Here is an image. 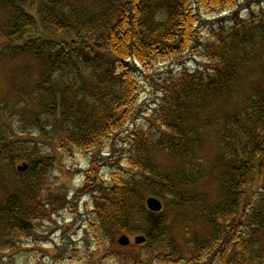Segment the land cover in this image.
Returning <instances> with one entry per match:
<instances>
[{
  "label": "trees",
  "instance_id": "obj_1",
  "mask_svg": "<svg viewBox=\"0 0 264 264\" xmlns=\"http://www.w3.org/2000/svg\"><path fill=\"white\" fill-rule=\"evenodd\" d=\"M228 11L204 41V14ZM0 20V63L31 58L38 65L28 95L41 111L22 119L29 138L16 140L20 129L0 124V177L9 182L1 187L0 253L23 245L51 210L69 204L64 185L53 181L60 161L108 145L117 165L112 138L128 132L139 138L126 157L136 173L88 181L99 240L121 233L147 239L140 247L148 251L119 262L264 264V183L247 195L264 169V72L261 88L239 91L262 61L264 0H0ZM188 53L212 64L202 71L182 62L155 81L157 120L150 130L138 127L142 79L155 80L159 61ZM237 95L244 106L225 112L223 102ZM210 133L218 151L209 172L196 151ZM22 163L26 173L16 170ZM204 180L217 185L213 198L198 192ZM150 197L163 202L161 213L147 210ZM198 222L201 229L185 224ZM0 264L14 263L0 255Z\"/></svg>",
  "mask_w": 264,
  "mask_h": 264
},
{
  "label": "rangeland",
  "instance_id": "obj_2",
  "mask_svg": "<svg viewBox=\"0 0 264 264\" xmlns=\"http://www.w3.org/2000/svg\"><path fill=\"white\" fill-rule=\"evenodd\" d=\"M230 15V11L215 17L211 14H204L201 26L204 41L213 34V29L218 24L217 18L229 17ZM0 44H4V42L0 41ZM263 47L264 45L259 49V53ZM182 62L186 63V66L191 70L201 69L202 71L209 69L212 64L207 58L198 57L192 53H188L184 59L167 58L159 61L152 69L151 75L155 77V80L144 77L140 83L138 104L141 111L139 110L140 115H138V123L136 124L138 127L150 130L149 126L155 123L154 121L157 120L155 109L160 103L155 81L176 72L180 69ZM256 68L257 71L254 75H246L242 79V87L239 88L241 93L248 95L251 90L261 88L264 52L262 61L256 64ZM38 71V65L31 58H22L13 63H0V124L4 123L13 130L20 129L16 134V140H20V137L29 138V136H25L27 135V127L24 126L22 119L30 113L39 114L41 112L33 105L31 95H28L36 82ZM223 104L225 107L222 105V108L227 113L240 110L244 106L239 95L236 98L228 96ZM133 129V127L130 128V130ZM126 134L122 133L112 138L116 143L114 147L117 149V155L122 159H120L121 164L112 163L108 145L93 151L75 152L60 161V169L58 165L53 181L61 182L64 185L63 191L69 199V204L63 208L58 206L51 210V215L45 221L37 223L33 236H26L24 244L19 245L13 251L0 253L1 258L6 261H13L14 264H122L119 262L122 257L130 258L134 254L148 251V246L140 247L135 243L136 238L144 237L142 235L121 233L113 236V238L101 235L102 239L99 240L97 238L99 234L93 231L94 225H90V221H97L99 217L97 212L93 213L94 201L92 199H94V195L91 183L88 185L89 178L95 177L97 182L106 183L110 181L114 172L128 176L136 173V170L129 165L126 157L135 150V143L139 138H127ZM217 141V137L210 133L196 151L198 159H202L201 165L208 171L213 167L212 164L216 158ZM158 160L164 162L163 156L160 155ZM22 165L23 163L19 166ZM255 176L254 185L247 193L249 197H253L263 185L264 169ZM4 178L6 177H0V203L5 199V192L1 190V187L9 186V182ZM216 187L217 185L212 186L204 180L197 188L199 193L208 192L213 198ZM185 224L190 225L191 228L194 226L201 229V223L196 226L191 223ZM185 235L186 231L182 228L179 231L181 243H185V239L190 236L186 237ZM123 236L128 237L131 241L129 246H122L118 243V240Z\"/></svg>",
  "mask_w": 264,
  "mask_h": 264
},
{
  "label": "water",
  "instance_id": "obj_3",
  "mask_svg": "<svg viewBox=\"0 0 264 264\" xmlns=\"http://www.w3.org/2000/svg\"><path fill=\"white\" fill-rule=\"evenodd\" d=\"M17 169H18L19 172L24 173V172H26L28 170V165L27 164H23L22 166H19ZM146 205H147V209L149 211H151V212H154V213H159L163 209V204L161 203V201H159L156 198H149L147 200ZM135 241H136V244L142 245V244H144L146 242V239L144 237H138V238L135 239ZM118 242L122 246H128L130 244V240L126 236L121 237L118 240Z\"/></svg>",
  "mask_w": 264,
  "mask_h": 264
}]
</instances>
